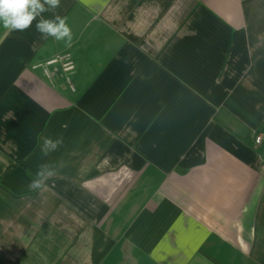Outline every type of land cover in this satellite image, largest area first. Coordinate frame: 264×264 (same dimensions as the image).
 Returning <instances> with one entry per match:
<instances>
[{"label": "crops", "instance_id": "1", "mask_svg": "<svg viewBox=\"0 0 264 264\" xmlns=\"http://www.w3.org/2000/svg\"><path fill=\"white\" fill-rule=\"evenodd\" d=\"M57 13L71 47L37 21L0 41V264H264V0ZM65 53L74 91L34 68Z\"/></svg>", "mask_w": 264, "mask_h": 264}, {"label": "clouds", "instance_id": "2", "mask_svg": "<svg viewBox=\"0 0 264 264\" xmlns=\"http://www.w3.org/2000/svg\"><path fill=\"white\" fill-rule=\"evenodd\" d=\"M61 0H0V26L9 32H24L29 29L33 21H37L35 28L41 38H54L71 47L73 34L65 18L58 15L57 10ZM44 13H51L50 18H44ZM39 18V19H37ZM38 145L42 157H48L63 144L62 138L52 139L42 136ZM58 175V168L53 163L39 165L35 178L27 185L32 192H42L47 189L48 181Z\"/></svg>", "mask_w": 264, "mask_h": 264}, {"label": "built area", "instance_id": "3", "mask_svg": "<svg viewBox=\"0 0 264 264\" xmlns=\"http://www.w3.org/2000/svg\"><path fill=\"white\" fill-rule=\"evenodd\" d=\"M35 69H40L43 75L47 78L50 84H54L55 77L61 75L67 81L69 88L74 91V87L70 82V75L75 70V62L70 53H65L52 57L42 64L34 67ZM256 143H260V138L256 139Z\"/></svg>", "mask_w": 264, "mask_h": 264}, {"label": "trees", "instance_id": "4", "mask_svg": "<svg viewBox=\"0 0 264 264\" xmlns=\"http://www.w3.org/2000/svg\"><path fill=\"white\" fill-rule=\"evenodd\" d=\"M6 32H7V30L4 29L2 26H0V41L3 38V36L5 35Z\"/></svg>", "mask_w": 264, "mask_h": 264}]
</instances>
